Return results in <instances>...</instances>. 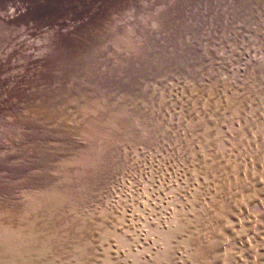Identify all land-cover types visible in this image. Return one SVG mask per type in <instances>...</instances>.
<instances>
[{
  "label": "rangeland",
  "instance_id": "1",
  "mask_svg": "<svg viewBox=\"0 0 264 264\" xmlns=\"http://www.w3.org/2000/svg\"><path fill=\"white\" fill-rule=\"evenodd\" d=\"M0 264H264V0H0Z\"/></svg>",
  "mask_w": 264,
  "mask_h": 264
},
{
  "label": "bare ground",
  "instance_id": "2",
  "mask_svg": "<svg viewBox=\"0 0 264 264\" xmlns=\"http://www.w3.org/2000/svg\"><path fill=\"white\" fill-rule=\"evenodd\" d=\"M202 2V1H201Z\"/></svg>",
  "mask_w": 264,
  "mask_h": 264
}]
</instances>
